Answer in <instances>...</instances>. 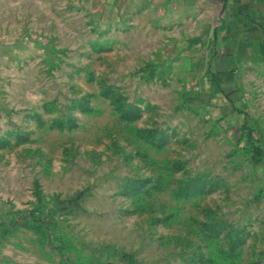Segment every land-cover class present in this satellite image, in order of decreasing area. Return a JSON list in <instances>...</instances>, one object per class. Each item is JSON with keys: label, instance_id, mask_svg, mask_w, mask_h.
<instances>
[{"label": "rangeland", "instance_id": "rangeland-1", "mask_svg": "<svg viewBox=\"0 0 264 264\" xmlns=\"http://www.w3.org/2000/svg\"><path fill=\"white\" fill-rule=\"evenodd\" d=\"M174 0H0V264H264V61L228 115Z\"/></svg>", "mask_w": 264, "mask_h": 264}, {"label": "crops", "instance_id": "crops-1", "mask_svg": "<svg viewBox=\"0 0 264 264\" xmlns=\"http://www.w3.org/2000/svg\"><path fill=\"white\" fill-rule=\"evenodd\" d=\"M174 1L208 18L207 43L192 53L190 65L203 81L207 104L228 115L236 100L237 69L264 61V0Z\"/></svg>", "mask_w": 264, "mask_h": 264}]
</instances>
